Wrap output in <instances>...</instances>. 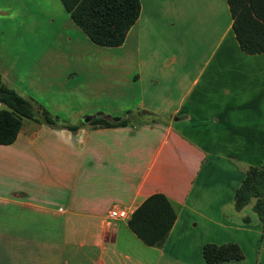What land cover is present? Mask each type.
<instances>
[{
  "label": "crops",
  "instance_id": "1",
  "mask_svg": "<svg viewBox=\"0 0 264 264\" xmlns=\"http://www.w3.org/2000/svg\"><path fill=\"white\" fill-rule=\"evenodd\" d=\"M0 76L76 126L25 118L0 143V264H204L205 242L264 264L253 199L232 203L264 160V51L240 49L226 0H139L114 46L92 42L60 0H0ZM154 192L175 211L159 246L127 225ZM113 205L128 217L109 219Z\"/></svg>",
  "mask_w": 264,
  "mask_h": 264
},
{
  "label": "trees",
  "instance_id": "2",
  "mask_svg": "<svg viewBox=\"0 0 264 264\" xmlns=\"http://www.w3.org/2000/svg\"><path fill=\"white\" fill-rule=\"evenodd\" d=\"M72 21L99 45L114 46L124 39L127 29L139 12V0H60ZM231 15V29L241 50L247 53L264 51V0H226ZM0 143H10L23 119H40L47 124L75 129L51 115L37 110L26 98L9 87L0 76ZM38 116V118H37ZM90 122L97 126H115L127 122L125 117L95 116ZM253 199L251 208L264 222V160L249 166L234 190L232 203L240 209ZM175 218L168 198L161 192L146 196L130 213L127 225L145 244H162ZM204 264H224L243 257L235 242H205L201 248Z\"/></svg>",
  "mask_w": 264,
  "mask_h": 264
},
{
  "label": "built area",
  "instance_id": "3",
  "mask_svg": "<svg viewBox=\"0 0 264 264\" xmlns=\"http://www.w3.org/2000/svg\"><path fill=\"white\" fill-rule=\"evenodd\" d=\"M109 219H122L128 217V211L122 206H111L107 212Z\"/></svg>",
  "mask_w": 264,
  "mask_h": 264
},
{
  "label": "rangeland",
  "instance_id": "4",
  "mask_svg": "<svg viewBox=\"0 0 264 264\" xmlns=\"http://www.w3.org/2000/svg\"><path fill=\"white\" fill-rule=\"evenodd\" d=\"M113 74V73H112ZM247 206V205H246ZM246 208H248V207H246ZM201 229V228H200ZM199 234H200V230H199ZM205 236V235H204ZM257 240H260V238H256V241ZM253 252V249H252V251H251V253ZM255 254V253H254ZM246 258L243 256L241 259H239V260H234V261H232L231 260V263H226V262H228V261H226L225 262V264H244L245 262H246ZM253 258H252V261H250V263H252L253 262ZM69 264H71L70 262H69Z\"/></svg>",
  "mask_w": 264,
  "mask_h": 264
},
{
  "label": "water",
  "instance_id": "5",
  "mask_svg": "<svg viewBox=\"0 0 264 264\" xmlns=\"http://www.w3.org/2000/svg\"><path fill=\"white\" fill-rule=\"evenodd\" d=\"M84 120H87L88 119V117H85V118H83Z\"/></svg>",
  "mask_w": 264,
  "mask_h": 264
}]
</instances>
